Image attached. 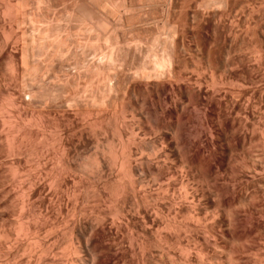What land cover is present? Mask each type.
<instances>
[{"label": "bare ground", "instance_id": "obj_1", "mask_svg": "<svg viewBox=\"0 0 264 264\" xmlns=\"http://www.w3.org/2000/svg\"><path fill=\"white\" fill-rule=\"evenodd\" d=\"M255 1L264 4V0ZM240 3L125 0V6L120 4L125 8L115 6L116 10L111 3H101L98 13L96 8L92 9V16L99 14L97 31L103 29L101 24L104 30L114 27L109 33L110 29L102 30L103 34L108 33L106 38L101 34L105 41L101 49L108 44V49L104 47L106 52L100 48L97 50L101 52L93 51L96 47L92 50L89 46L82 48L79 55L80 49H71L81 47L76 41L77 32H41L45 33L44 43L37 52L34 49L36 56L31 53L38 59L35 68L40 75L37 98L41 105L48 103L41 101L43 84L49 79L51 85L50 97L47 92L51 105L47 100L54 118L52 139L50 143L46 141L47 126L39 115L36 135L40 144L34 148L38 155L33 163L19 157L25 141L28 142L24 137L27 132L23 137L20 131L18 137V132H13L15 136L10 132L12 140L9 134L0 132V264H264V182L242 189L250 180H264V95L258 87L252 106L239 101L246 88L257 83L253 74L260 72L264 55L260 51L264 47V14L255 9L251 13L249 6L244 11ZM259 4L255 6L262 10ZM6 8L2 12L5 17L12 13L8 12L12 7ZM122 8L139 12L129 15ZM85 9L88 13V6ZM96 17L94 21L90 17L92 25ZM162 24L163 29L159 27ZM250 24L254 26L252 32ZM94 26L88 30L91 35ZM88 31L84 36L89 37ZM90 37L88 41L95 38ZM99 39L101 42L99 36L93 39V45ZM244 46H251L254 52ZM8 55L7 49L0 52L1 60ZM71 57H76L73 62ZM129 60L135 64L132 68L127 67ZM47 61L50 69L45 72L50 76L44 72ZM104 72L110 74L105 76L99 92L103 90L108 95H91L84 100L70 96L82 95L70 94L71 81L80 86L84 80L86 85L94 80L92 75ZM3 82L0 74V87ZM143 93L152 94L153 112L161 118L170 116L176 123L184 117V110L173 103L171 93L182 94L179 96L195 108L203 107L206 128L177 131V139L173 140L165 137L160 149L147 148L149 155L146 153L145 159L138 154L133 134L124 133V145H134L128 153L121 149L114 158L107 159L97 152L93 162H76L71 133L77 130L83 135L87 130L101 128L112 119L110 106L116 108L126 96L135 98ZM15 96L11 105L20 114V108L28 103L23 95ZM190 124L186 120V125ZM147 132L156 133L151 129ZM85 138H89L88 134ZM30 162L40 169L36 175L29 174ZM235 228L246 230L240 254L222 252L216 257V241L225 242L229 249L235 247L240 239Z\"/></svg>", "mask_w": 264, "mask_h": 264}, {"label": "rangeland", "instance_id": "obj_2", "mask_svg": "<svg viewBox=\"0 0 264 264\" xmlns=\"http://www.w3.org/2000/svg\"><path fill=\"white\" fill-rule=\"evenodd\" d=\"M98 1H100L103 4L111 3L112 7L110 6V4L108 6L111 7V8H113V6H114L113 10L115 9V6H116V8H118L119 6L124 5V3H125V0H123V1L122 0H115L116 2L114 0H111L110 2H109V0L108 1L106 0L105 3H104V0L103 1L102 0H45V1L44 0H40V1L39 0H0V7H1V9H0V52H2V51L5 52L6 49H7L8 53H9L8 57H6V58H4L2 60L0 58V74H2V76L4 77L3 87H0V116H3L2 118L0 117V121L2 119L1 123L4 122V124H5V126L2 125L3 123L0 124V132H3L5 135L9 134L10 135V138H9L10 140L13 139V137L15 136V134H17V132H18L17 137L20 134H21L20 136L23 137L24 136L23 135L24 131L27 132V133H25L24 137H25V140H27L28 142L25 141V144L23 145L24 146L23 147L24 151H22L23 153L22 154L20 153V156H19V157H21L20 159H22V161L23 160L24 161L27 160V161L33 162L34 160H36V158H34V157H36V155H38L36 149H34V148H37L39 146V144H40V142H39V140L37 138V135H36L37 134L36 119L39 117V115H40V118L43 120V122L46 123V126H47L46 129L48 131L46 130V133H47L46 134V138H47L46 141L48 143H50L51 139H52V134L50 133V131H51V123H52L54 118H53L52 114L49 113V110H48L50 105H51V100L49 99V97L51 95L50 94L51 87H49V86H51V85L47 81L49 79H47V80L45 79L46 80V83H44L45 86L43 84L44 88L42 87L43 88L42 90L44 92L42 91L43 100H41V101H44V102L48 101V103H49V100H50V103H49L50 105L47 102H45V103H47L49 105L48 106L46 104L48 106L47 107L45 104L41 105L43 103L40 102L39 98H37V94H38V92H37L38 90L37 89L39 88V87H37L39 85L38 84V79H39L38 77L40 75H39V72L37 71L38 67L35 68L37 66L36 64H38V59H36L37 57H35L36 54H35L34 51L36 50V52H37L38 46L40 44L44 43V42H42V40H43L42 38H43L44 34L47 32V29H48V32L50 31L49 33H54V32L55 33H58V32L60 33V32H65L66 30H68V31H66L65 33H67V32L68 33L69 32L72 33L73 32V34L74 33L76 34V32H77L78 35H80V37L76 34V36H77V38H76L77 40L76 41H78V44H81L80 45L81 47H79V45H78L76 48L71 47V49H72V51L75 50L76 52H78L79 49H80V51L78 52L79 55L82 52V48H84V47L89 48V46H90L91 49L92 48L95 49V47H96L95 50L92 49L93 51H100L101 50L102 52L103 51L106 52L105 48L108 46L107 43H106V46H103L104 50L101 49V46L104 44V43L102 44V42L104 41L102 39L103 38L102 35H104V38H106V34L108 35V33L110 31H112V28H114V27L109 26L110 28H108L107 30H104L105 27L102 26V24H101V27H103L102 30H104V32L105 31L107 32L109 29L110 30L106 34H103L102 30H101V32H99L100 30L97 31V29H96L97 25H99L98 29L100 27L99 16H97L99 14L96 15V13H95V15H93L94 16L93 17L92 16V13H93L92 9H93V7H94V9L96 8L95 10L97 12V6H99L101 4ZM38 2H39V5L37 4ZM119 2H122V3L124 2V3L123 4L120 3L121 4L120 5ZM238 2L242 3V5H241V3H240V5L244 6L243 8H245V7L247 8L249 6V9H250V7H251V9L249 11H251V10L254 11V9H255V11L258 10L257 13L262 12V15L264 14V10H263L264 9V6H263L264 4H262V3L259 4V1L257 3V1H255V0H252V1L251 0H240V1L238 0ZM112 3H114V4H112ZM22 4H23V6H21ZM24 4H27V5L25 6ZM255 4L261 5L260 7H262V10H260L261 8L258 9L259 6L256 5V6H258V7H256ZM3 6H4V8L9 7V8H6V10L10 9L12 7L10 9V11H8V12H10V13L12 12L13 14L12 13L11 14L13 16L11 14H9V13H6L9 16L6 15V17H5V14H2L3 10H5L3 8ZM87 6H88V9H89V12H91L90 14H89V12L88 13L86 12V11H88V10L85 9ZM89 6L91 7V9H90ZM124 6H121V7H124ZM254 6L257 9L254 8ZM23 7H25V8H23ZM252 7H253V9H252ZM26 8H28V9H26ZM124 8H122L123 11L127 10V13L130 12V13H128L129 15L136 13L137 10L135 11V9H138V8L134 7L135 9H132L133 13H131V11H128L129 9L126 8L124 10ZM246 8L244 9V11L247 10ZM122 9H120V11ZM140 9H138V10H140ZM35 10L38 11L39 13L36 12ZM23 11H24L25 14L23 13ZM140 11L143 12V9L140 10ZM253 11H251V13H253ZM246 13L247 12H245V14ZM21 14H23L25 17L21 16ZM257 15H259V14H257ZM27 16H29L28 18L30 20L27 18ZM254 16H255V14H254ZM31 17L32 18L34 17V19H32V21L34 20L33 24L31 23ZM71 17H73V18H71ZM95 17H96V19H98V20L95 19V21L97 23L94 22V25L96 24V26L92 25V22L90 23V19L93 20V18H95ZM21 18H24V20L21 19ZM87 19L89 20V22H88ZM76 20H77V23H76ZM35 22L36 23L38 22V23L36 24ZM50 22H51V24H50ZM38 24H41L42 26L38 25ZM68 24H69V26H68ZM32 25H33V28H32ZM23 26L24 27L26 26L25 29H24ZM28 26H29V28H28ZM34 26H35V30H34ZM93 26H94L96 31L95 30L92 31V35H91L89 33V31H90L89 29L91 27H93ZM250 26H251L250 30L252 32V28H254V26H253V24H250ZM87 27H89V28L87 29ZM159 27L161 29H163V24L160 25ZM38 29H40V30H38ZM44 29H45V31H44L45 33L44 32L41 33ZM85 29H87V30H85ZM78 30H79V32H78ZM30 31H31V33H30ZM85 31L86 32L88 31V33L92 36V37H90V35H88V33H87V35L90 37V39L93 38V36L95 37L93 39H96L97 36H99V38H101V42H100V39L98 40V43L95 40V44L93 45L94 40L92 39L93 40V43H92V40L91 41L87 40L89 37L84 36ZM167 31H168V29L166 28V32ZM93 32H95L96 35H93L94 34ZM32 33H34V34H32ZM99 33H100V35H99ZM4 35H6V36H4ZM32 35H34V36L32 37ZM37 35L42 36V37H39ZM54 35L55 34H53V36ZM22 36L25 37V38L23 39ZM86 37H87V39H86ZM26 38H27V40H26ZM28 38H30V39L28 40ZM32 38L35 39V40H33ZM40 38H41V41H40ZM7 39H9V41H7ZM24 40H26V44H25ZM84 40L87 41V42H85ZM32 42H34L33 45H32ZM79 42H81V43H79ZM99 43H101V45ZM98 44L100 45V47H99ZM187 44L188 43H186L185 45H187ZM92 46H94V47H92ZM26 47H27V49H26ZM185 47L187 48V46H185ZM245 47L246 46H244V48ZM249 47L250 48L246 47V48H248V50L250 49L249 52H254L253 48L251 46H249ZM87 48H85V49L87 50ZM99 48H100V50H97ZM154 48L156 49V47H154ZM106 49H108V48H106ZM157 49H159V48L157 47ZM257 49L259 50V48H257ZM261 49L262 50H260V51H262L261 52V54H262V53H264V47H262ZM21 51H22L23 54L21 53ZM31 52H34L35 56L34 55L33 56L35 58L32 56L33 53H31ZM26 53H28V54H26ZM29 53H31V54H29ZM25 54L28 55V57L25 56ZM24 57L26 58V60L24 59ZM261 57H263V58H262V60L260 62V65H261L260 69H259L260 72L258 71L257 72L258 74H256V73L253 74L256 77L255 79H256L257 83L255 85L248 86L246 88L244 94H243V97L239 98V101H242V103H244L245 106H249V107L252 106V103L254 101V95H257V93L255 92V89H258V87L260 89V90L259 89L258 90L261 92V95H264V55H261ZM75 58L71 57L70 59L72 61L71 60L70 61L73 62L75 60ZM23 60H24V63H23ZM22 64H24V66L27 65L26 66L27 70L25 69V67ZM28 65H29V67H28ZM133 65H135V64L132 63L129 60L128 64H127V67L128 68H132ZM196 65L198 66L200 64L196 63ZM32 68H33V70H32ZM196 68H200V67H196ZM49 69H50L49 68V62L47 61L46 65L44 66V72L46 70H49ZM104 73L100 74V76L99 75L97 76L96 74H94L92 76L90 75L92 77V79H94V80H91L90 79L91 77L88 76V80L89 79L91 80V82H90V80L88 81L89 83L87 82L88 85L87 84L86 85L83 84L84 80H82L81 82L79 81L80 82L79 83L80 86H78V82H77L78 80L77 79H76L77 83L74 82L76 84H73V81H71V85L68 86L70 94H72V93L74 94V93L80 92L82 95H70V96L71 97L72 96H76L77 98L81 97V99L84 100V98L85 99L86 98H90L91 95H105V94L108 95L107 93L103 94L104 93L103 90H102V92H99L104 87V83L106 81L105 78L108 77V74H110L108 72H104ZM30 74H32V75H30ZM45 74L48 75L49 73L45 72ZM33 75H35L37 78L34 77ZM62 75L64 76V73ZM48 76H50V75H48ZM48 76H47V78H48ZM209 77H210V75H209ZM209 77L208 78L206 77L207 81H209ZM34 78H35V80H33ZM29 80H30V83L32 82L31 84L29 83ZM21 82H23V83H21ZM25 82H26V84H27V82L29 83V85L27 84L28 88L26 87L27 85L25 84ZM22 84H23V86H21ZM46 84H48V85H46ZM35 86H36V88H34ZM23 87H25V89ZM68 87L67 86L65 87L66 92L68 91L67 90ZM29 88H32V89H29ZM21 89L24 90L25 93L22 92ZM29 92H30V94H29ZM47 92L49 93V97H48V93ZM19 94L23 95V98L26 99V101L28 103V105L25 104V105L22 106V107H24V109L20 108L21 110H20L19 113L21 115L18 114V111L16 110V108L11 105L12 104V99L16 97L15 95H19ZM25 94H27V95H25ZM33 94H36V96L33 95ZM83 94L85 95L84 97H83ZM31 95H33V96H31ZM171 95H174V97H173L174 102L173 103L177 104L180 108H182L184 110V115H183L184 117H181L178 123H176V119H172L170 116H165L164 118H161L160 114H156L155 112H153V109L155 110V101H154L151 93L137 94V96L135 98H129V97L126 96L121 102H118L116 104V108L119 109V110H117L115 108V106H113L115 108V110H113L114 108H112L111 106L108 108V111L112 115V117H111L112 119L108 120V122L106 120V122H104V124H102L101 128L98 127L95 131L87 130L83 135H81L80 132L77 131V130L75 132L71 133L70 140H71V142L73 144V148H74L73 156H74V159L76 160V162H78L80 164H81V162L84 163L86 161L93 162L95 160V156H96L97 152L99 153L98 155L104 156L107 159L114 158L113 156H116V153L118 151H120L121 149L128 153V151H130V149L134 148V145L132 146V143H131V146H130V144L128 146L124 145L125 143L123 142L124 140L122 138V137H124V135H123L124 133H128V136H129L130 133L133 134L134 138L136 139L135 143H136V145H138V149L140 150L138 152V154H139V156H141L142 158L145 159L149 155L148 154L149 152L147 151V148L151 149V148L154 147L156 149H160L161 148L160 144L162 142H164L163 139L165 137H169L171 139L172 138L173 139H175V138L177 139V137H176L177 131H179V132H184V131H187V130L192 131L193 130L192 127L196 128L198 130H202V129L206 128V125H204V123H203V118H204V116H203V107L195 108L188 100L182 99L179 96V95H182L180 93H171ZM46 96L48 98H46ZM31 97H33V98H31ZM47 99H49V100H47ZM9 101H11V102H9ZM39 102H40V104H39ZM31 104H32V106H31ZM44 106H45V108H44ZM106 106H107V104H106ZM108 106H109V104H108ZM9 107L11 109H9ZM262 108L264 109V103H263ZM41 109H42V112H41ZM109 109H112V110H109ZM231 109L232 108L230 107V110ZM38 110H40V111H38ZM15 111H17V113ZM17 114H18V116H17ZM19 115H20V118H19ZM115 115H116V117H115ZM3 120H6V121H3ZM19 120L21 121L20 122L21 124L19 123ZM186 120L189 121L191 124L190 125H186ZM14 122H16V123L18 122L17 123L18 125L15 124ZM22 122H24V123H22ZM10 123H12V124L14 123L15 125H17L16 128L13 127V126H15L14 124L12 126V124H10ZM2 126H4V127H2ZM18 126L19 127L22 126L21 128L23 130L21 128H19ZM10 127L11 128L13 127V129H16V131L13 130V129L11 131ZM147 129L155 130L156 133L149 135V133L147 132ZM21 130H22V132H21ZM19 131H20V134H19ZM10 132H12V133L16 132V133L15 134L13 133V135H14L13 136V135L10 134ZM29 133H30V135H32L31 137L28 135ZM86 134H88V136H89L88 139L85 138ZM214 139L216 140L215 137H214ZM29 142L31 143L30 145H29ZM31 148H33V149H31ZM141 153H142L143 156L141 155ZM146 153L148 155H146ZM227 155L233 156V157L236 156L234 152H227ZM32 156H33V158H32ZM11 158H14V157H11ZM31 162H30V167H32V168H29L30 169V171H29L30 173L29 174L33 173L31 175H36L37 173L40 172V169L37 170L36 166L31 165ZM34 168H35V170H34ZM202 170L203 169L201 168V171ZM23 174H26V172H24ZM260 182H264V180L262 178H255L253 180H250L248 183L244 184L242 186V189L246 188L247 186L249 187V186H254V185L256 187H258ZM39 203L40 202H38V205H39ZM55 208H57V206H55ZM235 230H238V228H235ZM238 232L237 233L239 234L238 236L240 237V239L236 240V242L234 244L235 247L233 249L231 247L229 249V245L225 244V242H223V241H216L215 242V246L217 248V252H216V255H215L216 257H219V255H221L222 252L229 253L232 256H236V255L240 254L239 247H240V245L245 243L246 230L244 228H239ZM256 237L261 241V237L260 236L258 237L255 234V238ZM258 239H257V241H258ZM236 243H237V245H236ZM55 244H57V242ZM218 248H220V249H218Z\"/></svg>", "mask_w": 264, "mask_h": 264}]
</instances>
